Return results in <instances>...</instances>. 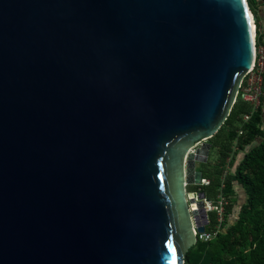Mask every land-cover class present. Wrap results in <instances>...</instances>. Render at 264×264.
<instances>
[{
	"label": "water",
	"instance_id": "1",
	"mask_svg": "<svg viewBox=\"0 0 264 264\" xmlns=\"http://www.w3.org/2000/svg\"><path fill=\"white\" fill-rule=\"evenodd\" d=\"M251 12L0 0V264H185L210 224L197 164L254 63Z\"/></svg>",
	"mask_w": 264,
	"mask_h": 264
},
{
	"label": "trees",
	"instance_id": "2",
	"mask_svg": "<svg viewBox=\"0 0 264 264\" xmlns=\"http://www.w3.org/2000/svg\"><path fill=\"white\" fill-rule=\"evenodd\" d=\"M250 9L256 14V45L264 46L262 18L258 14L264 0H248ZM249 114V118L244 116ZM262 108L238 96L230 114L211 138L212 148L208 163L203 164L205 180L209 183L193 186V191H204L215 207L220 196L227 200L223 205L224 220L220 221L218 210L211 211L207 232L214 234L208 240L198 239L185 256V264H264V128ZM256 139H260L255 143ZM243 156L233 172H226L233 166L236 156ZM212 157V159H211ZM241 184L248 192V200L240 210L236 223L226 231L229 216L233 214L232 197L234 182Z\"/></svg>",
	"mask_w": 264,
	"mask_h": 264
},
{
	"label": "built area",
	"instance_id": "3",
	"mask_svg": "<svg viewBox=\"0 0 264 264\" xmlns=\"http://www.w3.org/2000/svg\"><path fill=\"white\" fill-rule=\"evenodd\" d=\"M264 83V46H256L255 59L253 66L244 75L238 90V96H241L244 100L249 101L253 108L256 109L259 105L262 89ZM256 107V108H255ZM245 119L249 118V114L244 116ZM206 184L209 182L204 180ZM210 209V203H209ZM219 230V228H218ZM214 234L204 233L199 234L198 237L201 240L208 241L213 237Z\"/></svg>",
	"mask_w": 264,
	"mask_h": 264
},
{
	"label": "rangeland",
	"instance_id": "4",
	"mask_svg": "<svg viewBox=\"0 0 264 264\" xmlns=\"http://www.w3.org/2000/svg\"><path fill=\"white\" fill-rule=\"evenodd\" d=\"M252 13H253V11H252ZM258 14H260V16L262 18V29H264V6L263 5L259 6ZM255 25H256V23H255ZM263 94H264V83H263V89H262L260 102L258 104L259 106H261V108L263 106V103H262ZM242 156H243V151L239 152L237 154L234 165L233 166H228L226 172H233L235 170L236 166L238 165L240 159L242 158ZM211 159H212V157H211ZM205 168L206 167L202 163H198L197 164V169L198 170H203ZM204 184H206V183H204ZM234 185H235V194L232 197V202L234 204V206H233V214L229 216L228 223H227V226L225 228H222L220 225L218 226L219 230H221V231H226L230 226H232L234 223L237 222V220L239 218L240 210H241L242 206L244 204H246V202L248 200V192H247V190L241 184L237 183L236 181L234 182ZM225 204H227V200L224 197H222V196H220V203H219L218 207H215L212 204V202L210 201L209 213L211 211L218 210L219 216H220V221H223L224 220V215H223L224 208H223V205H225Z\"/></svg>",
	"mask_w": 264,
	"mask_h": 264
},
{
	"label": "crops",
	"instance_id": "5",
	"mask_svg": "<svg viewBox=\"0 0 264 264\" xmlns=\"http://www.w3.org/2000/svg\"><path fill=\"white\" fill-rule=\"evenodd\" d=\"M264 30V29H263ZM262 103H263V106H262V118H263V128H264V94H263V97H262ZM260 141V139H256L255 143H258Z\"/></svg>",
	"mask_w": 264,
	"mask_h": 264
},
{
	"label": "bare ground",
	"instance_id": "6",
	"mask_svg": "<svg viewBox=\"0 0 264 264\" xmlns=\"http://www.w3.org/2000/svg\"><path fill=\"white\" fill-rule=\"evenodd\" d=\"M251 15H252V18H253V29H254V33H255L256 25H255V22H254V16H253V13L252 12H251Z\"/></svg>",
	"mask_w": 264,
	"mask_h": 264
},
{
	"label": "flooded vegetation",
	"instance_id": "7",
	"mask_svg": "<svg viewBox=\"0 0 264 264\" xmlns=\"http://www.w3.org/2000/svg\"><path fill=\"white\" fill-rule=\"evenodd\" d=\"M189 191H193V190H192V187L189 188Z\"/></svg>",
	"mask_w": 264,
	"mask_h": 264
}]
</instances>
